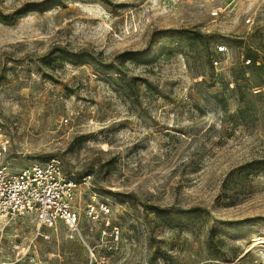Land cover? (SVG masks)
I'll return each mask as SVG.
<instances>
[{
	"label": "rangeland",
	"instance_id": "rangeland-1",
	"mask_svg": "<svg viewBox=\"0 0 264 264\" xmlns=\"http://www.w3.org/2000/svg\"><path fill=\"white\" fill-rule=\"evenodd\" d=\"M0 128L110 210L0 222V264L264 259V0H0Z\"/></svg>",
	"mask_w": 264,
	"mask_h": 264
},
{
	"label": "built area",
	"instance_id": "built-area-1",
	"mask_svg": "<svg viewBox=\"0 0 264 264\" xmlns=\"http://www.w3.org/2000/svg\"><path fill=\"white\" fill-rule=\"evenodd\" d=\"M224 50L218 46L216 52ZM211 63L216 67L219 62ZM8 147L0 128V222L33 216L37 229H56L62 224L69 240L78 235L82 218L108 225L110 210L106 203L96 200L95 191H90V201L84 206L79 203L82 190L89 185L88 178L75 181L56 158L13 170L5 161ZM255 264H264V259Z\"/></svg>",
	"mask_w": 264,
	"mask_h": 264
},
{
	"label": "bare ground",
	"instance_id": "bare-ground-1",
	"mask_svg": "<svg viewBox=\"0 0 264 264\" xmlns=\"http://www.w3.org/2000/svg\"><path fill=\"white\" fill-rule=\"evenodd\" d=\"M253 242H254L253 244H254V246H255V248H256V249L254 248V250H255V251H258V250L260 249V246L257 245L258 240H257L256 238H254V239H253ZM260 242H261V241H260ZM261 245H264V244H261ZM262 248H264V247H262ZM253 252H254V251H253Z\"/></svg>",
	"mask_w": 264,
	"mask_h": 264
},
{
	"label": "trees",
	"instance_id": "trees-1",
	"mask_svg": "<svg viewBox=\"0 0 264 264\" xmlns=\"http://www.w3.org/2000/svg\"><path fill=\"white\" fill-rule=\"evenodd\" d=\"M211 63V62H210Z\"/></svg>",
	"mask_w": 264,
	"mask_h": 264
}]
</instances>
